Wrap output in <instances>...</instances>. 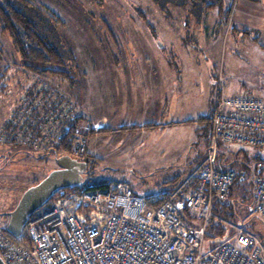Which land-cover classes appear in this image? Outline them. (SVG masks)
Instances as JSON below:
<instances>
[{
	"label": "rangeland",
	"instance_id": "rangeland-1",
	"mask_svg": "<svg viewBox=\"0 0 264 264\" xmlns=\"http://www.w3.org/2000/svg\"><path fill=\"white\" fill-rule=\"evenodd\" d=\"M225 1L230 15L220 19L217 10L202 13V4L184 6L182 1L156 5L153 0H34L32 16L44 32L43 23L54 30L67 54L63 67L25 62L0 28V223L8 225V215L24 193L58 169L57 158L64 155L87 162L83 182L95 186L127 181L137 194L147 196L169 190L175 180L174 191L186 190L210 153L209 121L220 75L224 96L256 95L264 76V14L250 10L256 16L251 24L258 28L235 24L243 11L240 1L260 7L264 1ZM184 20L191 26H180ZM161 66L194 69L195 74L189 70L186 75L194 78L195 89L170 86L164 113L143 119L131 116L128 122L132 125L137 118L138 125L156 123L157 128H120L127 124V71ZM68 108L82 118L79 132L71 150L62 148L55 155L52 149L58 148ZM98 124L100 129L93 128ZM22 127L29 134L20 133ZM7 133L16 139L6 142ZM84 136L90 139L81 156L74 148ZM261 153L258 148L221 143L216 158L227 170H245L235 197L248 200L239 203L238 218L264 240V223L254 215L248 198Z\"/></svg>",
	"mask_w": 264,
	"mask_h": 264
},
{
	"label": "built area",
	"instance_id": "built-area-1",
	"mask_svg": "<svg viewBox=\"0 0 264 264\" xmlns=\"http://www.w3.org/2000/svg\"><path fill=\"white\" fill-rule=\"evenodd\" d=\"M222 87L220 75L210 153L194 187L141 196L127 181L99 187L88 181L59 190L30 216L21 236L0 224L5 264H264V240L245 221L224 220L213 210L215 201L227 200L238 173L219 166L218 145L258 148L262 153L251 174L252 211L264 223V76L256 95L224 96ZM67 111L61 131L75 117L72 108ZM24 131L29 134L22 127L20 133ZM11 133L6 142L16 139ZM89 139L81 137L74 151L84 155ZM214 220L231 232L226 238L210 232Z\"/></svg>",
	"mask_w": 264,
	"mask_h": 264
},
{
	"label": "trees",
	"instance_id": "trees-1",
	"mask_svg": "<svg viewBox=\"0 0 264 264\" xmlns=\"http://www.w3.org/2000/svg\"><path fill=\"white\" fill-rule=\"evenodd\" d=\"M11 1V2H10ZM0 0V28L3 34H7L11 37L15 48L21 58L28 63L37 65H49L54 67H63L66 63L67 54L61 49L56 37L54 36V30L46 25V32L41 30L38 20L32 16V8H34V0ZM156 5H161L164 1H171L174 5L180 1L184 2V6L188 3L197 6L203 5L202 13H209L210 11L217 10L219 12L220 19L226 18L230 15V10L226 8L225 0H153ZM264 1V0H263ZM40 22V21H39ZM51 20L47 22L50 24ZM59 73V72H58ZM82 120L81 117L75 116L67 126V130L62 128V135L60 142L56 145L57 150H52L55 155H59V149L71 150L75 141V135L79 132L77 128L78 123ZM210 123V121H209ZM52 152V153H53ZM221 168L222 165H221ZM225 169V168H223ZM245 170H241L237 173V178L234 186L232 187L227 200H217L214 203V213L217 217L224 220L234 222L238 218V205L239 203H245L248 199L245 197L239 201L235 197V193L238 190L240 183L245 176ZM93 180V179H90ZM182 182V181H181ZM97 183L96 186L106 185L105 181ZM197 183V177H193L190 180L188 189L190 186H195ZM177 183L175 180L170 184V190L175 189ZM252 196V195H251ZM245 198V199H244ZM251 199V210L253 207V197ZM1 224V223H0ZM210 232L214 233L219 240L226 238L231 233L228 228L218 220L212 222Z\"/></svg>",
	"mask_w": 264,
	"mask_h": 264
},
{
	"label": "crops",
	"instance_id": "crops-1",
	"mask_svg": "<svg viewBox=\"0 0 264 264\" xmlns=\"http://www.w3.org/2000/svg\"><path fill=\"white\" fill-rule=\"evenodd\" d=\"M239 5L241 6L239 7V10L243 11L240 17H237V21L235 20V24L239 25V27L241 28L245 26L253 27V25L256 24L255 22V24H251V21L253 22V20L251 19L256 16L252 15L253 13L250 10L253 9L256 11L259 9L260 13L262 15L264 14V7H260L257 4L251 5V3L249 2L247 3L246 1H240ZM261 14H259V19L261 18ZM255 21L257 20L255 19ZM180 26L188 27L191 26V23H189L188 20H184L180 23ZM254 28H258V26L255 25ZM261 44L264 45V43ZM189 70L191 71V75L195 74V70L190 67H187L186 69H174L167 66H161L152 69L149 67L129 68V70L127 71V74L130 75L128 78L129 82H127L125 89V106L127 107V111L125 110L124 114L126 116L125 121H127V124L121 126L120 128L127 129V131L130 132H134L137 129H144L147 127L152 129L157 128L159 124L157 125L156 123H152L147 124V126H142L138 125L135 119H137L138 117H140V119H143L146 117V115L158 116L157 114L161 112L164 113L166 109V96L168 93V88L170 86L174 87V90L177 89L178 86L185 87L187 90L189 88L195 89V87H191L192 83H195L194 78L192 79L191 75H186L190 74ZM168 73H170L171 75L180 74L181 78H168ZM172 81H174L175 83L172 84ZM261 86L259 87V93L261 92ZM235 94H239V92ZM161 96L163 97L161 98ZM131 116L137 118L132 119L135 122H133L132 125L128 126V122L130 121Z\"/></svg>",
	"mask_w": 264,
	"mask_h": 264
},
{
	"label": "water",
	"instance_id": "water-1",
	"mask_svg": "<svg viewBox=\"0 0 264 264\" xmlns=\"http://www.w3.org/2000/svg\"><path fill=\"white\" fill-rule=\"evenodd\" d=\"M58 169L52 171L43 181L28 189L17 207L9 216L7 231L15 237L21 236L30 216L44 206L59 190L69 189L83 183L88 163L70 155L57 158ZM0 264H5L0 255Z\"/></svg>",
	"mask_w": 264,
	"mask_h": 264
},
{
	"label": "flooded vegetation",
	"instance_id": "flooded-vegetation-1",
	"mask_svg": "<svg viewBox=\"0 0 264 264\" xmlns=\"http://www.w3.org/2000/svg\"><path fill=\"white\" fill-rule=\"evenodd\" d=\"M79 161H81V160H79ZM87 173V172H86ZM84 176V175H83Z\"/></svg>",
	"mask_w": 264,
	"mask_h": 264
}]
</instances>
